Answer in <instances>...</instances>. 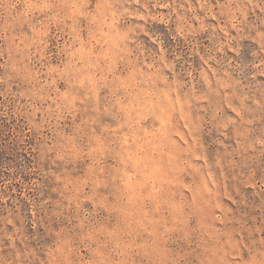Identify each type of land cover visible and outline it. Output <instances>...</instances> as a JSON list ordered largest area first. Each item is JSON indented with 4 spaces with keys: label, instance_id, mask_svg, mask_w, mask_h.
Masks as SVG:
<instances>
[{
    "label": "rangeland",
    "instance_id": "374dc122",
    "mask_svg": "<svg viewBox=\"0 0 264 264\" xmlns=\"http://www.w3.org/2000/svg\"><path fill=\"white\" fill-rule=\"evenodd\" d=\"M0 264H264V0H0Z\"/></svg>",
    "mask_w": 264,
    "mask_h": 264
}]
</instances>
